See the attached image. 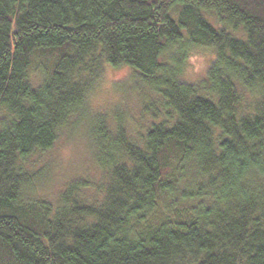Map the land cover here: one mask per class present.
I'll return each instance as SVG.
<instances>
[{"label": "trees", "instance_id": "obj_1", "mask_svg": "<svg viewBox=\"0 0 264 264\" xmlns=\"http://www.w3.org/2000/svg\"><path fill=\"white\" fill-rule=\"evenodd\" d=\"M107 66L144 90L141 128L97 114L99 181L40 197L32 158ZM0 264H264V0H0Z\"/></svg>", "mask_w": 264, "mask_h": 264}, {"label": "rangeland", "instance_id": "obj_2", "mask_svg": "<svg viewBox=\"0 0 264 264\" xmlns=\"http://www.w3.org/2000/svg\"><path fill=\"white\" fill-rule=\"evenodd\" d=\"M213 57L211 50L196 51L188 61L185 80L198 82L203 79ZM143 93L130 69L107 66L91 96L90 114L81 112L77 115L50 151L32 158L30 168L43 171V182L37 189L39 196L56 202L65 187L74 180L91 177L99 181L100 173L88 139V126L97 114L104 113L109 119L125 114L126 124L138 131L142 123Z\"/></svg>", "mask_w": 264, "mask_h": 264}]
</instances>
